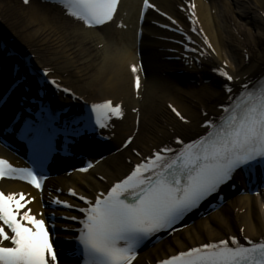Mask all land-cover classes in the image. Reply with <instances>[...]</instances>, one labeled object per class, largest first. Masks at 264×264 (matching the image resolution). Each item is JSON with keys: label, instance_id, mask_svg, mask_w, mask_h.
Segmentation results:
<instances>
[{"label": "snow or ice", "instance_id": "obj_1", "mask_svg": "<svg viewBox=\"0 0 264 264\" xmlns=\"http://www.w3.org/2000/svg\"><path fill=\"white\" fill-rule=\"evenodd\" d=\"M23 2L27 5L30 0ZM57 3L63 6L66 15L95 29L113 19L118 0H57ZM152 7L149 0H144L145 9ZM205 43H208L207 38ZM16 71L19 86L25 82L28 69L21 65ZM41 71L44 84L79 100L55 78L49 79L47 69ZM137 71L133 65L132 72ZM217 71L227 81H233L234 77L227 71ZM259 84V88L252 89L248 84L242 85V91L235 97L231 95L233 88L225 85L232 102L222 106L226 115L219 122L213 119L204 122L202 127L209 129L206 135L190 143L177 136L175 143L179 148L168 145L159 148L151 157L136 164L131 173L106 194L99 193L94 200L79 196L87 207L78 209L84 213L80 221L83 227L79 229V248L71 255L82 257V264H133L137 250L145 241L161 232L176 230L178 222L199 208L203 201L218 194L238 170L264 166V79ZM135 87L139 93L138 75ZM169 107L188 123L175 107ZM122 115V107L113 105L111 100L94 103L89 106L88 115L72 122V135L80 133L77 125L81 123L85 128L94 123L95 127L104 129L109 127L108 121L113 116ZM20 120L19 133L32 146L34 163L42 168L53 151L54 138L66 130L59 125L61 117L41 105ZM132 139L128 138L125 148ZM91 167L89 163L78 170L87 172ZM0 178L25 180L40 190L45 179L37 169L16 168L5 159H0ZM69 195L78 194L70 190ZM53 202L63 203L59 199ZM31 203L24 193L0 192V264H60V255L50 242L45 221L32 214L28 207ZM247 243L250 246H244L236 237L205 243L181 251L160 264H264V240L249 239Z\"/></svg>", "mask_w": 264, "mask_h": 264}, {"label": "bare ground", "instance_id": "obj_2", "mask_svg": "<svg viewBox=\"0 0 264 264\" xmlns=\"http://www.w3.org/2000/svg\"><path fill=\"white\" fill-rule=\"evenodd\" d=\"M126 1L130 2L131 6L134 5V10L140 0H122L125 6L128 5ZM152 1L160 10L179 18L181 24L185 22L180 21L185 19V13L179 9L180 6H185L183 0ZM255 6L256 9L264 11V0H255ZM246 7L249 8L248 11L252 9L250 5ZM196 9L211 45L207 47L199 42V51L204 55L200 62L195 61L200 58L199 53L190 54L188 61L191 65L184 66L183 47L174 45L168 38L174 35L150 26L153 20L164 23L169 21L150 11L144 26V41L141 42L143 68L149 69L148 74L145 72L146 75L143 76V68L138 65L136 56L135 34L131 31L117 28L112 30L109 27L84 28L64 15L59 8L40 4L35 0H31L28 5L17 3V0H0L2 36L7 33L15 38L17 46L30 49V52L36 54L35 62L38 65L54 69V75L75 85L80 95L90 99L115 97L118 98L117 101L123 102L126 115L123 124H119L121 133L125 129L138 128L127 148L109 154L86 174L75 172L52 179L51 186L60 187L63 191L72 187L79 194L92 196L98 190L105 189L123 178L132 163L139 160L132 149L146 155L170 144L177 136L187 138L202 133L204 129L200 124L206 119L202 112L220 113L217 109L218 103L229 96L221 84L208 73L210 66H221L222 61H227L228 69L236 80L234 85L247 82L264 71V42L257 44L253 39V45H250L245 39V34L232 27V21L235 20L232 0L213 3L196 0ZM135 18L133 13L125 18V22L132 24ZM249 21L256 25L255 18ZM131 30L133 31V27ZM251 36L252 34H249V37ZM229 42L236 45L235 56L229 52ZM245 54L249 55L248 62ZM168 56H178L179 59L170 61L167 60ZM6 61L7 67L0 62L4 69V83L11 77L12 71L11 60L8 58ZM133 65L138 69L136 73L132 72ZM178 70H188L190 78L184 76L178 81L173 76L162 77L164 72L169 74ZM137 75L141 80L139 93L135 88ZM193 79L198 84H191ZM206 79L209 81H205ZM105 94H111L113 97L104 96ZM167 103L178 109L188 123L178 119L167 108ZM137 115L138 126L135 123ZM3 154L4 150L0 148V156ZM98 175L103 176V179ZM0 184L9 194L30 191L19 183L2 181ZM259 197L264 203V194ZM251 199L250 195L233 197L221 209L211 213L202 224L184 228L182 234L187 241L176 236L172 241L167 240L143 251L136 261L144 264L145 258L154 260L167 257L177 250H185L188 242L194 246L206 242L204 238L210 241L225 238L227 233L234 232L233 225H236L231 207L237 212L245 236L252 239L262 237L264 222L257 216ZM31 207L39 209V201L32 203Z\"/></svg>", "mask_w": 264, "mask_h": 264}, {"label": "rangeland", "instance_id": "obj_3", "mask_svg": "<svg viewBox=\"0 0 264 264\" xmlns=\"http://www.w3.org/2000/svg\"><path fill=\"white\" fill-rule=\"evenodd\" d=\"M246 5H250L252 9L248 11L249 8H247ZM232 7L234 9L233 17L235 19L232 21V27L243 32L245 34V39L250 45H253L251 41L253 39H255L254 41L257 42V44H262V42H264V11L255 8V0H232ZM252 18H255L256 25L249 21ZM258 20H260V22ZM249 34H252V36L249 37ZM228 44L230 53L232 52V54H234V50L236 49L235 45L232 42ZM254 210L257 216L264 222V204L256 200L254 203ZM232 211L235 212V210ZM234 220H237L235 216ZM236 224V228L239 227L238 223Z\"/></svg>", "mask_w": 264, "mask_h": 264}]
</instances>
